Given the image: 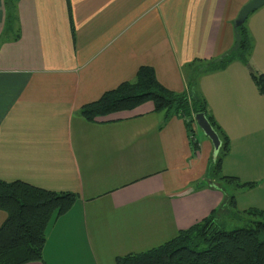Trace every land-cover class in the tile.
<instances>
[{
	"label": "crops",
	"instance_id": "1",
	"mask_svg": "<svg viewBox=\"0 0 264 264\" xmlns=\"http://www.w3.org/2000/svg\"><path fill=\"white\" fill-rule=\"evenodd\" d=\"M246 1L17 0L18 37L9 40L0 0V179L78 193L50 219L42 259L23 264H114L224 202L220 190L196 184L212 145L193 150L182 116L164 119L151 101L94 121L79 113L141 65L168 89L205 98L229 138L222 174L263 188L264 92L237 57L207 64L234 46ZM257 10L264 22V5ZM254 52L249 66L264 73V43ZM261 196L244 209H264Z\"/></svg>",
	"mask_w": 264,
	"mask_h": 264
},
{
	"label": "trees",
	"instance_id": "2",
	"mask_svg": "<svg viewBox=\"0 0 264 264\" xmlns=\"http://www.w3.org/2000/svg\"><path fill=\"white\" fill-rule=\"evenodd\" d=\"M16 1L4 0V30L13 33L12 37L8 36L9 40L18 37L15 27ZM241 27H234V33ZM245 35V31L241 30L234 46L208 60L207 64L223 67L234 57L246 64ZM249 71L263 93L264 73L256 75L251 68ZM145 101H151L153 110L163 113L164 119L175 114L182 116L190 132L198 128H191L194 124L192 116L197 112L205 114L220 140L218 152L211 158L210 167H207L210 173L207 186L221 189L222 183L230 182L238 186L254 185L252 182H241L236 176L222 174V158L229 152V138L209 115L205 98L189 91L175 92L168 89L157 80L151 66H139L132 80L122 81L102 92L98 98L84 103L79 107V113L86 120L94 121L96 117L131 109ZM197 142V138L196 141H190L193 150L198 149ZM221 192L224 202L220 208L226 206L227 199L228 204L236 202L233 195L228 196L223 190ZM77 197L78 193L73 191L45 189L19 179H0V209L5 213L0 224V264L41 260L50 219L66 212ZM220 208L212 209L201 220L179 230L174 237L156 246L115 257L114 264H264V209L248 207L236 211L237 217L247 213L255 215L256 219L246 226L225 229L216 224Z\"/></svg>",
	"mask_w": 264,
	"mask_h": 264
},
{
	"label": "rangeland",
	"instance_id": "3",
	"mask_svg": "<svg viewBox=\"0 0 264 264\" xmlns=\"http://www.w3.org/2000/svg\"><path fill=\"white\" fill-rule=\"evenodd\" d=\"M259 8H257V9H259ZM257 9L248 14L245 21L241 24L242 27L238 28V30H236V32H235L236 34L234 33L235 39H236V37H238V34L240 33L241 30L245 31V34H246L245 37H246V43H247L246 64L242 60L241 61L248 67V70L251 68L249 66L250 56L253 58L255 57V52H254L255 46L258 44L260 46V43H264V41L260 40V37H258V33H259L260 29L264 26V22L258 17V11L259 10H257ZM188 69H189V67L186 68V70H188ZM251 70H252V68H251ZM252 71H254V70H252ZM249 73H250V71H249ZM259 74H261V73H256V75H259ZM253 81H254V79H253ZM254 83L256 84L255 81H254ZM256 87L258 89L257 84H256ZM258 92H260L259 89H258ZM196 138H197L198 143H199V150L201 148L203 140L209 142V139L203 134V132L201 131V129L199 127L197 130ZM211 158H212V156H210V159L207 161V163H205L206 168L210 167V164H211L210 161L212 160ZM208 168L203 173L202 177L196 182V184H199V185H201V184L206 185L207 184V181L209 178L208 175L210 174L208 172ZM216 182H221V181L217 180ZM222 187L223 188L218 189V190H220V191L223 190V192H225L228 196L233 195L234 199H236V202L232 203V204H228V202H227L228 199L225 201L226 206L221 207L219 210V213L217 215L216 224L218 226H221L225 229H231L234 227L246 226V225L250 224L252 219L253 220L256 219L255 215L253 216V215H249L247 213L243 214L241 217H237L235 212L236 211H239V212L242 211L244 209V206H247L248 204H251L252 202L256 203L254 201H249V200H253V199L263 200L261 194H263L264 186H263V188L249 191L248 190L249 188H246V187L242 188L243 186H238V185L230 182V183H222ZM239 189H241V190H239Z\"/></svg>",
	"mask_w": 264,
	"mask_h": 264
},
{
	"label": "water",
	"instance_id": "4",
	"mask_svg": "<svg viewBox=\"0 0 264 264\" xmlns=\"http://www.w3.org/2000/svg\"><path fill=\"white\" fill-rule=\"evenodd\" d=\"M264 4V0H247L238 10L236 17L233 20V26H240L248 16V14L261 5ZM195 122L197 126L201 129L203 134L210 140L212 145V158H214L218 152L220 146V140L218 138L217 133L213 129L212 125L206 118L203 112H197L194 115Z\"/></svg>",
	"mask_w": 264,
	"mask_h": 264
},
{
	"label": "built area",
	"instance_id": "5",
	"mask_svg": "<svg viewBox=\"0 0 264 264\" xmlns=\"http://www.w3.org/2000/svg\"><path fill=\"white\" fill-rule=\"evenodd\" d=\"M192 119H193V123L195 124H193L192 126H193V129H195L196 128V122H195V119H194V116H192ZM189 120V119H188ZM196 133H195V131L194 130H191V132H190V134H189V136H188V138H189V140L191 141H196ZM197 145H198V142H197Z\"/></svg>",
	"mask_w": 264,
	"mask_h": 264
}]
</instances>
